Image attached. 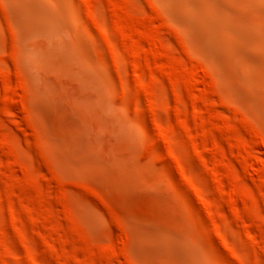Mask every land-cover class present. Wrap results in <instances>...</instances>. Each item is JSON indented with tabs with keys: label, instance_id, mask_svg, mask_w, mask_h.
<instances>
[{
	"label": "rangeland",
	"instance_id": "1",
	"mask_svg": "<svg viewBox=\"0 0 264 264\" xmlns=\"http://www.w3.org/2000/svg\"><path fill=\"white\" fill-rule=\"evenodd\" d=\"M189 9L0 0V264H264V0Z\"/></svg>",
	"mask_w": 264,
	"mask_h": 264
},
{
	"label": "bare ground",
	"instance_id": "2",
	"mask_svg": "<svg viewBox=\"0 0 264 264\" xmlns=\"http://www.w3.org/2000/svg\"><path fill=\"white\" fill-rule=\"evenodd\" d=\"M174 2L180 4V6H181V4L184 5L186 7V9H188L189 12L191 13V16L193 15V12L189 9V5L191 4L192 0H174ZM206 14H208V13L206 12ZM201 22L203 24H205L206 20L205 21L201 20Z\"/></svg>",
	"mask_w": 264,
	"mask_h": 264
}]
</instances>
